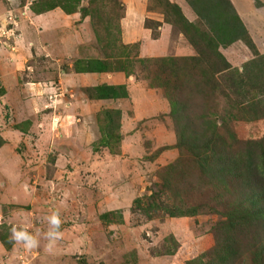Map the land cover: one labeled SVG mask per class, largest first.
<instances>
[{
    "label": "rangeland",
    "instance_id": "rangeland-1",
    "mask_svg": "<svg viewBox=\"0 0 264 264\" xmlns=\"http://www.w3.org/2000/svg\"><path fill=\"white\" fill-rule=\"evenodd\" d=\"M169 1L176 3L189 21H197L188 0ZM241 1L244 6L251 5L248 0ZM10 2L17 5L18 0ZM60 2L75 8L76 12L81 10L84 25L40 27L39 32L43 33L36 46L30 41L24 44L27 39L20 40L17 33L11 35L5 29L11 28L10 25L3 26L4 38L0 40L3 46L0 49V236L3 237H0V264H185L214 245L213 227L219 215L210 210V205L214 206L215 192L195 182L200 176L193 156L185 150L180 154L173 147L176 138L171 119L167 114L161 115L169 109L162 91L157 88L159 94L151 90L157 97L152 93L150 96L159 102L137 114L136 109L140 108L125 101L108 105L83 101L79 83L65 76L63 71L79 55L112 54L116 58L111 60H124L118 54L127 53L133 61L134 76L148 85L143 79L147 71L139 59L157 57L147 56L148 53L175 57L193 55L196 51L177 27L165 21L163 6L156 0ZM131 3H137L138 8L144 5L143 27H146L145 20L150 19L146 28L150 29L152 37L167 31L162 39L164 47H160L164 48L163 54L154 50L145 53L139 42L121 48L124 38L120 20L126 4ZM137 7L132 9L131 16L139 23ZM9 12L12 10H7L0 22H13L14 32L18 29L22 32L26 26L18 25L21 20H16L14 15L7 16ZM255 15L260 17L258 27L262 28L264 9ZM72 36L73 41H70ZM61 37L64 46L69 45L66 48L55 41ZM107 40H116V48L108 47ZM76 49L79 55L74 56ZM218 50L232 68L240 71L249 60L257 59L241 40L220 46ZM259 54L264 55V52ZM154 67L150 63L148 69L152 71ZM259 80L264 82V78ZM182 98L184 106L192 108L193 101L195 109H199L192 97L183 94ZM225 105L224 97L218 96L209 102L206 111L210 119L221 117L225 121L221 132L233 149L244 148L247 141L264 146V118L234 120L226 115ZM109 106L121 108L126 120L120 128L123 138L119 146H113L115 153L108 147L96 145L100 124L104 123L102 114ZM235 113L239 117L240 112ZM135 116L141 118L132 120ZM166 147L170 148L160 150ZM167 165H180L182 171L176 185L186 191L183 198L188 205L197 208L195 215L172 217L159 211L148 218L145 208L142 209L149 196L159 192L161 175ZM189 182L196 184L192 188ZM158 197L165 200L164 194ZM225 198L227 200V196ZM136 199H141L139 208ZM54 212H59L62 236L50 245L45 234L53 230L48 217ZM13 230H27L36 236L38 247L29 249L14 241Z\"/></svg>",
    "mask_w": 264,
    "mask_h": 264
},
{
    "label": "trees",
    "instance_id": "trees-1",
    "mask_svg": "<svg viewBox=\"0 0 264 264\" xmlns=\"http://www.w3.org/2000/svg\"><path fill=\"white\" fill-rule=\"evenodd\" d=\"M35 1L39 11L57 5H61L67 13L76 10L64 6L61 0ZM156 1L163 6L165 21L183 33L196 53L139 59L147 71L143 79L148 87L162 91L169 110L161 115L167 114L171 119L176 138L173 147L180 154L185 150L193 156L200 176L195 179L193 175L195 182L215 192L212 196L214 206L210 205V210L219 215L213 227L214 245L202 255L185 261V264H239L245 260L249 264H264V146L247 141L244 148L233 149L221 132L224 126L222 122L225 121L221 117L219 120L210 119L206 111L210 101L223 96L226 100L225 113L231 119L249 121L264 118V82L259 80L264 78V55L256 50L230 0H188L198 18L194 22L183 15L176 3ZM79 12L84 18L81 10ZM149 21L145 20L146 27H149L146 24ZM9 25L12 26L11 23ZM237 40L243 41L257 56L256 60H249L242 71L232 68L218 50L220 46L230 45ZM107 46L116 48V40H107ZM120 46L127 48L128 45L120 42ZM118 55H122L124 60H111L116 58L112 54L87 60L84 70L122 71L134 75L131 71L133 61L129 55ZM150 63L156 67L152 71L148 69ZM262 64L263 67H260ZM84 92L96 100L127 97L124 85L101 84L87 87ZM183 94L195 99L199 109H195L193 101L192 108L184 106ZM259 95L263 98L260 99ZM235 110L240 112L239 117ZM102 117L104 123L100 124V137L96 145L108 147L111 153H115L113 146H119L122 139L119 132L121 111L108 108ZM1 142L0 139V146ZM175 166H166L161 175L159 192L150 195L142 207L148 218L159 211L172 217L193 216L198 212L183 198L186 191L176 185L182 170L180 165ZM196 183H192L191 187ZM161 194H164L165 200L158 197ZM140 200L135 201L137 208Z\"/></svg>",
    "mask_w": 264,
    "mask_h": 264
},
{
    "label": "crops",
    "instance_id": "crops-1",
    "mask_svg": "<svg viewBox=\"0 0 264 264\" xmlns=\"http://www.w3.org/2000/svg\"><path fill=\"white\" fill-rule=\"evenodd\" d=\"M10 1V0H9ZM7 0H0V19H3L6 17V11L12 10L14 12H9L7 16L14 15L16 17V20L19 18L21 26H26V28L22 29V32L18 29L15 33H17V36H21L20 40L27 39L24 41V44H27L28 41L30 43L34 44V46L39 43V35H42L43 32H39V28L47 26L48 28H51L52 26H57L59 24H64L70 26L72 23L77 28L78 25L82 26L84 25L85 17L83 18L78 10L74 12L67 13L61 5L54 6V8L48 9L46 11H39L36 9V1L35 0H18L17 5L9 3ZM234 9L236 10L237 14L239 15L240 19L242 20L248 35L250 36L252 42L254 43L256 50L258 52H264V22L258 24V20L260 21V17L258 15H255L257 12L264 9V0H248L251 5L244 6L243 1L241 0H230ZM137 4V3H136ZM135 3L126 4L124 16L121 18L120 22L122 24L123 29V43L124 44H132L134 42H139L140 49L145 50V53H148L147 51H160L162 54L164 53V48H160L163 46L162 39L164 34H166L167 31H160V35L157 36H151L150 29L143 27V20L146 16L144 14V5L141 8H138ZM134 7H137L138 13H139V23L135 22L134 18L131 16L132 9ZM17 14H20V17L17 16ZM26 14V15H25ZM2 16V17H1ZM79 16V17H78ZM82 18H81V17ZM15 20V21H16ZM23 21V22H22ZM11 23V22H10ZM10 23H5L3 20L0 22V40L4 38L2 37V33L9 28L4 29L5 26H9ZM13 26V25H12ZM259 26V27H258ZM1 27L3 29H1ZM9 32V31H8ZM48 31H46L47 33ZM77 35H79V32H76ZM49 38L50 35H47ZM73 37L70 39V41H73ZM56 43L61 44L63 48H66L64 46V42L62 40V37L55 40ZM76 41V40H75ZM74 41V42H75ZM63 42V43H62ZM81 41H79L80 43ZM157 43V44H156ZM78 44V43H77ZM156 44V45H155ZM42 45V44H41ZM44 46V45H43ZM71 46V44H70ZM46 47V46H45ZM164 47V46H163ZM3 48L2 42H0V49ZM166 48V47H165ZM46 50V49H45ZM79 55L76 49V53L74 56ZM192 55V53H191ZM73 56V57H74ZM147 56H161L159 54H150L148 53ZM99 58L98 55H90L86 57H79L74 59L72 63L67 67L66 71H63L65 73V76H71V79H75L76 82L80 85L79 95L82 97L83 101H90L97 105H108L109 103L112 104L114 101H119L120 104L127 102L128 104H133L134 107H139L140 110L136 109V113L140 114L141 109L148 108L149 105L155 104L159 102L158 100L154 99L150 96L151 90L155 91L157 90L160 94V91L157 88H150L148 87L144 82L137 80V78L130 74L127 75L122 71H103V72H91L84 70V64L87 62V60H91L92 58ZM101 58V57H100ZM86 61V62H85ZM65 68V67H64ZM106 84V85H124L127 97L126 98H106V99H92L89 98L86 93L84 92V89L87 87H94L97 85ZM156 92V91H155ZM153 94V93H152ZM154 97H157V95L153 94ZM162 96V94H161ZM160 96V99H161ZM164 98V97H162ZM165 99V98H164ZM166 100V99H165ZM114 104V103H113ZM146 106H145V105ZM106 108H114L113 106H109ZM118 108L121 111V119H120V128L122 126V121L124 120V113L121 108ZM169 110V109H168ZM167 111H165L166 113ZM138 116H135L132 120H136ZM138 117V119H140ZM126 121V120H124ZM132 122V121H130ZM120 130V129H119ZM120 134H123L120 130ZM137 132H135L134 136H137Z\"/></svg>",
    "mask_w": 264,
    "mask_h": 264
},
{
    "label": "clouds",
    "instance_id": "clouds-1",
    "mask_svg": "<svg viewBox=\"0 0 264 264\" xmlns=\"http://www.w3.org/2000/svg\"><path fill=\"white\" fill-rule=\"evenodd\" d=\"M48 223L52 226L53 230L48 231L45 235L49 240L50 245L55 244L61 236V219L59 212H54L50 217H48ZM12 239L17 243L23 244L26 248H35L38 247L39 241L36 236L28 232L27 230H13Z\"/></svg>",
    "mask_w": 264,
    "mask_h": 264
},
{
    "label": "built area",
    "instance_id": "built-area-1",
    "mask_svg": "<svg viewBox=\"0 0 264 264\" xmlns=\"http://www.w3.org/2000/svg\"><path fill=\"white\" fill-rule=\"evenodd\" d=\"M11 24L13 25V22H11ZM14 28H15V26L13 25V26H11V28H9L7 31H9L10 33H11V35H14Z\"/></svg>",
    "mask_w": 264,
    "mask_h": 264
}]
</instances>
